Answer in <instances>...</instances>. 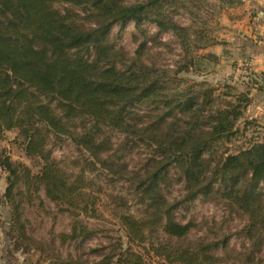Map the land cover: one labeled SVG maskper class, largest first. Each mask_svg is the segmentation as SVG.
Wrapping results in <instances>:
<instances>
[{
    "label": "trees",
    "instance_id": "1",
    "mask_svg": "<svg viewBox=\"0 0 264 264\" xmlns=\"http://www.w3.org/2000/svg\"><path fill=\"white\" fill-rule=\"evenodd\" d=\"M163 1L0 0V141L6 131L16 130L25 156L42 162L32 172L0 151V167L6 174L0 199L9 206L11 227L17 228L22 241L29 240L23 204L39 190L70 214L98 216V191L87 183L84 169L73 174L51 158L49 134L65 136L86 151L92 168L130 182L135 201L143 207L144 217H136L122 210L124 199L110 196L126 247L103 255L99 264H144L149 254L166 264H218L217 251L226 248V239L182 242L194 225L179 221L176 208L199 197L227 201L247 214V238L264 230V139L249 141L234 152L225 146L254 123L238 125L250 102L248 93L234 94L230 85L221 83L222 95L230 98L221 103L217 88L205 81L184 84L180 73L195 69L190 36L200 50L219 41L215 35L214 41L207 40L203 31L191 35L190 27L165 22ZM55 2L81 11L60 12L53 7ZM79 17L87 21V28L76 23ZM144 20L154 21L160 31L171 29L180 38L183 55L174 69L140 59L149 39L132 57L109 40L113 24L133 21L138 26ZM200 57L219 60L213 53ZM77 118L83 120L81 125H72ZM104 128L145 139L152 152L138 169L130 170L108 153ZM172 168L185 190L177 201H169L165 194ZM92 235L94 231L77 223L61 239L84 241Z\"/></svg>",
    "mask_w": 264,
    "mask_h": 264
},
{
    "label": "rangeland",
    "instance_id": "2",
    "mask_svg": "<svg viewBox=\"0 0 264 264\" xmlns=\"http://www.w3.org/2000/svg\"><path fill=\"white\" fill-rule=\"evenodd\" d=\"M122 1L125 4H133L145 0ZM216 1L243 2V0H165L161 8L162 18L165 22L190 27L187 32L191 35L196 31H203L204 38L214 41V35L220 38L218 15L221 9L214 8ZM53 7L60 12H65L67 9L81 11L64 2H55ZM152 13L153 10L150 15ZM253 16L257 17L259 14L255 11ZM252 21L256 22L255 18L251 20V23ZM76 23L82 28L89 26L87 21L80 17ZM108 36L115 47L122 49L124 54L129 57L134 56L142 42L149 39L141 50L140 59L158 67L174 69L176 61L183 55L180 38L176 33L171 29L160 31L152 20H144L138 26L133 21L127 22L124 26L115 23ZM193 38L194 36H190L189 44L195 69L193 68L194 70L187 73H180L179 76L185 85L205 81L213 88H217L215 93L218 94V97L220 95L221 103L230 100L222 95L225 89L221 83L224 82L232 87L234 94L243 92L250 94V88L245 82H234L233 74H229L230 69L225 62L227 59H222L221 62L219 59L217 63L210 59H201L200 56L210 53L207 52L210 50L205 52L204 49H195ZM224 55H227L225 50ZM245 61L250 60L246 59ZM240 75L243 76V73L241 72ZM144 110L147 109L144 108ZM153 114L154 112L151 115ZM145 118L147 117H144V120ZM82 121L81 118H77L72 122V125L79 126ZM242 123V118H240L238 121L240 128ZM258 127V124L254 122L244 132L233 136L229 142L225 143V146L230 152H234L236 149L248 145L249 141L264 139V134H260L261 130ZM103 134L109 138L110 151L108 153L126 163L130 170L138 169L144 158L152 152L149 142L145 139L134 140L135 138L126 137L122 132L109 128H104ZM47 147L51 150V158L67 172L75 174L84 169L85 179L90 180L87 183H90L98 191V216L90 218L70 214L64 210L63 206L49 201L44 196L43 190H39L33 192L31 200L25 201L23 204L22 219L25 225V234L29 240L22 241V238L18 237L17 228L11 227L9 206L2 204L0 199L1 243L4 244V247L7 245L5 258L8 264L52 262L53 264H99L103 255L115 254L126 247L125 231L119 220L113 215L114 204L113 201L111 202L110 196L118 195L124 199L126 203L122 210L136 217H144L143 207L135 201L133 185L130 182L114 180L106 171L92 168L90 164L86 163V160H91L88 153L75 146L69 138L49 134ZM0 151L7 154L11 160L26 164L32 172H36L42 164L39 159H28L25 156L21 138L16 137V130L5 132L4 138L0 141ZM96 167L99 166L96 165ZM170 173L172 182L167 186L165 194L169 201H177L181 199L185 190L179 179V172L172 168ZM5 175L0 174V177H4V182ZM175 216L179 221H191L194 225L186 238L182 240L184 243L199 240L220 242L226 239V248L217 251L220 257L218 264H264V230H255L257 231L256 235L252 239L247 238L246 227L250 223L248 215L231 206L227 201L218 198L206 200L199 197L180 204L176 208ZM77 223L86 226L88 231H94V235L84 241L80 239L62 241L61 234L69 233L72 226ZM132 249L143 251L139 245H132ZM248 255L250 259L246 258ZM144 264L166 263L149 254L145 255Z\"/></svg>",
    "mask_w": 264,
    "mask_h": 264
},
{
    "label": "crops",
    "instance_id": "3",
    "mask_svg": "<svg viewBox=\"0 0 264 264\" xmlns=\"http://www.w3.org/2000/svg\"><path fill=\"white\" fill-rule=\"evenodd\" d=\"M214 8L221 9L218 15L220 38L216 37V40L219 42L206 47L204 51L210 50L207 52L217 55L220 62L222 59H227L225 62H227L230 69L229 74H233L234 82H245L248 85V88H250L248 96L251 98L244 110L242 121L253 120L258 124V129L261 130L260 134L263 135L264 0H243V2L216 1ZM255 11L260 17L256 22L252 21L251 23V20L255 18L253 16ZM224 50L227 52V55H224ZM246 59L251 62V67L249 68H245L242 65ZM241 72L243 76L240 75ZM1 175L3 176L4 174ZM3 179L4 177H0V194L5 188ZM1 240L2 228L0 229V264H8L5 258L7 245L4 247Z\"/></svg>",
    "mask_w": 264,
    "mask_h": 264
},
{
    "label": "built area",
    "instance_id": "4",
    "mask_svg": "<svg viewBox=\"0 0 264 264\" xmlns=\"http://www.w3.org/2000/svg\"><path fill=\"white\" fill-rule=\"evenodd\" d=\"M259 17H260V16L255 17V20L257 21ZM242 65H243V67H245V68H249V67H251V62H250V61H244V62L242 63ZM2 173H3V170H2V168L0 167V174H2Z\"/></svg>",
    "mask_w": 264,
    "mask_h": 264
}]
</instances>
